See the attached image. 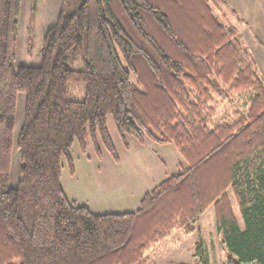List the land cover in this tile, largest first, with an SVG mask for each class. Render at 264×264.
<instances>
[{"label": "trees", "instance_id": "obj_1", "mask_svg": "<svg viewBox=\"0 0 264 264\" xmlns=\"http://www.w3.org/2000/svg\"><path fill=\"white\" fill-rule=\"evenodd\" d=\"M216 0H61L37 67L15 66L21 0H0V264H147L145 252L213 208L226 264H264V81ZM81 60L83 68H70ZM84 85L82 102L67 85ZM16 140L21 180L10 189ZM248 96L245 116L211 128L216 100ZM172 145L187 165L143 195L139 209L92 214L60 180L76 143L119 162L106 128ZM243 222L240 229L228 197ZM206 264L199 239L195 248Z\"/></svg>", "mask_w": 264, "mask_h": 264}, {"label": "rangeland", "instance_id": "obj_2", "mask_svg": "<svg viewBox=\"0 0 264 264\" xmlns=\"http://www.w3.org/2000/svg\"><path fill=\"white\" fill-rule=\"evenodd\" d=\"M264 2V0H263ZM224 9H230L223 4ZM229 6V4L227 3ZM61 0H21V15L17 30L14 65L37 67L41 60V49L47 30L52 27L60 12ZM230 15V14H229ZM240 16L228 18V25L240 31H251L255 25L249 19L240 24ZM235 24V25H234ZM240 25V26H238ZM245 47L253 57L257 73L264 81V42L247 43ZM81 60L70 64V68H83ZM84 85L69 83L67 99L82 102ZM247 95H233L228 100H216L213 107L211 128L233 122L238 116H245L248 110ZM25 95L17 96V107L13 131V146L10 161L8 187L16 189L21 180L20 153L16 140L24 120ZM106 128L119 157V164L113 162L106 151L97 158L90 147L83 155L75 143L70 155L74 175H70L65 162L61 171L60 184L69 201L78 207L87 208L92 214H124L139 209L143 195L152 191L170 176L186 170L187 165L172 145H157L151 141L142 144L128 139V149L122 145L111 117L106 119ZM240 229L243 222L230 191L227 192ZM198 232L191 234L175 228L168 236L150 247L144 254L147 264H203L196 256L195 248L200 239L206 264H226L227 252L221 235L216 230L213 208H209L194 226Z\"/></svg>", "mask_w": 264, "mask_h": 264}, {"label": "crops", "instance_id": "obj_3", "mask_svg": "<svg viewBox=\"0 0 264 264\" xmlns=\"http://www.w3.org/2000/svg\"><path fill=\"white\" fill-rule=\"evenodd\" d=\"M217 1V12L219 15H221L224 19L225 24L228 23L231 16L239 15L240 22L245 24V20L249 19L253 24L255 25V28L249 33L248 31H240L239 28L236 26H232L238 33L239 38L241 39V42L243 46L245 47V44L249 43H262L264 42V2L263 0H216ZM223 4L226 5L230 9V13L224 9ZM229 4V6L227 5ZM230 14V15H229ZM228 25V24H227ZM235 25V24H234ZM240 26V25H238ZM119 162L117 163V165Z\"/></svg>", "mask_w": 264, "mask_h": 264}]
</instances>
